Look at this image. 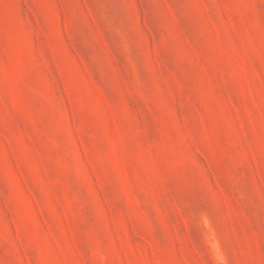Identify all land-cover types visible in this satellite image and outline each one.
<instances>
[{
  "label": "rangeland",
  "instance_id": "rangeland-1",
  "mask_svg": "<svg viewBox=\"0 0 264 264\" xmlns=\"http://www.w3.org/2000/svg\"><path fill=\"white\" fill-rule=\"evenodd\" d=\"M0 264H264V0H0Z\"/></svg>",
  "mask_w": 264,
  "mask_h": 264
}]
</instances>
